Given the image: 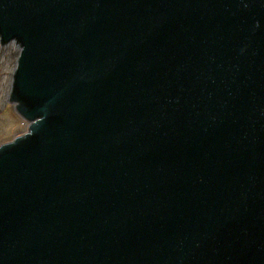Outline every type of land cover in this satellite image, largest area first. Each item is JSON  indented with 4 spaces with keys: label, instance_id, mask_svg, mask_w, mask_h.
I'll list each match as a JSON object with an SVG mask.
<instances>
[{
    "label": "water",
    "instance_id": "1",
    "mask_svg": "<svg viewBox=\"0 0 264 264\" xmlns=\"http://www.w3.org/2000/svg\"><path fill=\"white\" fill-rule=\"evenodd\" d=\"M0 44V264H264V0H0Z\"/></svg>",
    "mask_w": 264,
    "mask_h": 264
},
{
    "label": "rangeland",
    "instance_id": "2",
    "mask_svg": "<svg viewBox=\"0 0 264 264\" xmlns=\"http://www.w3.org/2000/svg\"><path fill=\"white\" fill-rule=\"evenodd\" d=\"M17 55L18 50L14 44H0V145L26 130V122L16 114L12 105L7 104Z\"/></svg>",
    "mask_w": 264,
    "mask_h": 264
}]
</instances>
